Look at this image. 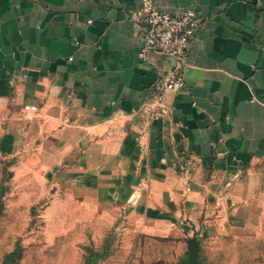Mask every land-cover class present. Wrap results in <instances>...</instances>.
<instances>
[{
  "label": "crops",
  "instance_id": "obj_1",
  "mask_svg": "<svg viewBox=\"0 0 264 264\" xmlns=\"http://www.w3.org/2000/svg\"><path fill=\"white\" fill-rule=\"evenodd\" d=\"M154 3L200 19L162 119L147 93L170 60L139 57V0H0L1 150L140 236H196L198 264L264 252V0Z\"/></svg>",
  "mask_w": 264,
  "mask_h": 264
},
{
  "label": "rangeland",
  "instance_id": "obj_2",
  "mask_svg": "<svg viewBox=\"0 0 264 264\" xmlns=\"http://www.w3.org/2000/svg\"><path fill=\"white\" fill-rule=\"evenodd\" d=\"M16 161L0 147V264H178L183 257L184 241L140 236L125 216L82 208ZM235 256L226 251L213 258L258 264L264 252Z\"/></svg>",
  "mask_w": 264,
  "mask_h": 264
},
{
  "label": "built area",
  "instance_id": "obj_3",
  "mask_svg": "<svg viewBox=\"0 0 264 264\" xmlns=\"http://www.w3.org/2000/svg\"><path fill=\"white\" fill-rule=\"evenodd\" d=\"M139 57L151 53H160L174 57L170 69L160 66L150 84L147 101L152 106L149 115L152 119H162L172 114V108L166 104L165 95L169 91L183 86L184 69L188 62L189 46L194 41L200 25L198 12L192 7L175 10L161 8L154 0H139ZM26 109L35 106L26 105Z\"/></svg>",
  "mask_w": 264,
  "mask_h": 264
},
{
  "label": "trees",
  "instance_id": "obj_4",
  "mask_svg": "<svg viewBox=\"0 0 264 264\" xmlns=\"http://www.w3.org/2000/svg\"><path fill=\"white\" fill-rule=\"evenodd\" d=\"M186 243H187L186 251L178 264H198L200 260V250H201L200 240L196 236H193L187 238ZM15 255H16V251H13L9 255V257L12 258Z\"/></svg>",
  "mask_w": 264,
  "mask_h": 264
},
{
  "label": "water",
  "instance_id": "obj_5",
  "mask_svg": "<svg viewBox=\"0 0 264 264\" xmlns=\"http://www.w3.org/2000/svg\"><path fill=\"white\" fill-rule=\"evenodd\" d=\"M166 57L169 58L171 64H174V62H175L174 57H172V56H166Z\"/></svg>",
  "mask_w": 264,
  "mask_h": 264
}]
</instances>
